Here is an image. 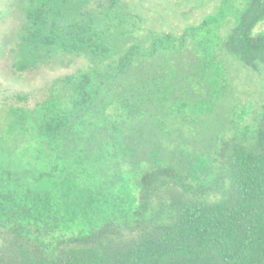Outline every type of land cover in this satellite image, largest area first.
Returning <instances> with one entry per match:
<instances>
[{"label":"trees","instance_id":"trees-1","mask_svg":"<svg viewBox=\"0 0 264 264\" xmlns=\"http://www.w3.org/2000/svg\"><path fill=\"white\" fill-rule=\"evenodd\" d=\"M28 2L0 16V153L32 151L0 166V264H264V101L202 143L181 125L192 84L264 65V0L223 35L225 17L156 25L144 0Z\"/></svg>","mask_w":264,"mask_h":264},{"label":"rangeland","instance_id":"rangeland-1","mask_svg":"<svg viewBox=\"0 0 264 264\" xmlns=\"http://www.w3.org/2000/svg\"><path fill=\"white\" fill-rule=\"evenodd\" d=\"M136 4L138 0H129ZM159 0H144L143 9L146 11L148 17L152 18L154 24L162 23L168 24L172 19V23L184 22L188 25L197 26L204 19L212 20L228 18L224 21V26L220 29V34L223 35L233 24V16L235 12L243 6L245 0H180L181 4L169 6V14L159 6ZM139 2L138 4H140ZM29 4L28 0H0V16L8 17L9 14L15 16L18 21L25 19L24 8ZM212 23L211 27L215 28L217 23ZM14 27L16 26L13 25ZM256 33H264V21L261 22L255 29ZM3 47V46H2ZM1 49V46H0ZM3 50V49H2ZM234 64V65H231ZM225 65L232 66L230 74L225 75L228 86L219 83H207L204 81L200 84L193 85L195 92L191 94L196 97H201L197 106L193 109L186 110L184 113L186 122L183 126V138L187 141H207L213 137H217L221 132L235 130L234 125L239 128H244L247 122L251 123V117L254 115V110L264 101V65L260 71H253L250 69H242L232 60H227ZM225 83V82H224ZM243 112H250L242 123L239 122V115ZM175 120L172 118V123ZM233 121V122H231ZM16 138V137H15ZM22 138V137H21ZM12 148V149H10ZM31 149L24 143H18L13 147V144H7L1 152L6 158V161L0 164L1 169L9 162L10 155L20 161L25 170L30 169L28 161L31 156ZM0 153V154H1ZM1 154V155H2ZM135 178L129 173L123 174L122 184L120 185L122 198L125 200V208H134L137 195V188L134 185ZM103 221L102 215L94 214L90 220L85 222L83 230H87L93 226L99 225ZM77 228H64L61 232L70 235L77 233Z\"/></svg>","mask_w":264,"mask_h":264}]
</instances>
